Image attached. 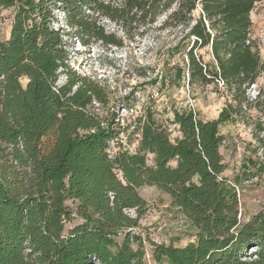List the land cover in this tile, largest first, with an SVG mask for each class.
Masks as SVG:
<instances>
[{
	"label": "trees",
	"instance_id": "1",
	"mask_svg": "<svg viewBox=\"0 0 264 264\" xmlns=\"http://www.w3.org/2000/svg\"><path fill=\"white\" fill-rule=\"evenodd\" d=\"M263 1L0 0V9L14 10L10 37L0 40V264H144V242L134 234L148 211L144 186L168 195L194 230L184 247L152 243L156 263L264 264V204L242 221L220 132L254 111V137L264 148V55L250 38L251 13ZM164 14V26L186 30L177 47L189 42L177 78L223 84L228 103L211 121L174 110L175 141L146 108L133 122L137 150L120 144L112 153L110 142L128 128L116 114L92 110L109 98L98 83L71 73L68 38L118 44L99 19L146 29ZM205 48L213 64L198 54ZM126 100L125 110L134 107ZM249 162L264 171V158Z\"/></svg>",
	"mask_w": 264,
	"mask_h": 264
},
{
	"label": "rangeland",
	"instance_id": "2",
	"mask_svg": "<svg viewBox=\"0 0 264 264\" xmlns=\"http://www.w3.org/2000/svg\"><path fill=\"white\" fill-rule=\"evenodd\" d=\"M167 16L162 15L146 29L128 30L107 19H99L98 24L118 44L91 42L85 46L72 36L68 38L71 73L89 78L105 89L108 105L96 104L92 110L103 117L109 118L113 113L117 115L121 125L128 128L124 132L127 140H124L123 147L130 152L137 150L139 135L134 130L135 117L128 115L124 109L126 98L132 101L139 112L150 107L155 110L157 120L169 129L173 141L180 136L178 127L172 123L174 110H192L201 120L211 121L218 118L229 100L222 84L192 86L189 85L187 73L183 74L181 81L177 78L176 68L186 64V57L181 54L189 42H185L181 48L177 47L186 30L164 26ZM13 19V9H0V40L9 39ZM251 20L250 38L264 55V1L256 5ZM61 27L70 34L74 32L63 22ZM198 54L205 62L214 63L209 48L198 51ZM161 78L167 82L164 88ZM156 79L159 83L152 85ZM66 81V75L60 73L58 86L64 85ZM262 85L264 79H260L259 86ZM257 90L258 87L252 86L249 97L254 99ZM256 115L254 111L247 112L245 119L227 123L220 128L224 137L221 154L227 167L225 177L237 189L244 222L259 213L264 204V171H260L258 164L254 166L249 162V159L256 161L264 158V148H259L254 137ZM120 144L117 142L112 147V153L116 152ZM149 158V164H152V156ZM139 192L147 201L148 211L134 234L143 239L146 249L144 264H159L152 258V243L184 247L193 239L194 230L172 205L168 195L150 186L140 188ZM130 215L135 216V212L131 211ZM78 222L75 220L68 228Z\"/></svg>",
	"mask_w": 264,
	"mask_h": 264
},
{
	"label": "built area",
	"instance_id": "3",
	"mask_svg": "<svg viewBox=\"0 0 264 264\" xmlns=\"http://www.w3.org/2000/svg\"><path fill=\"white\" fill-rule=\"evenodd\" d=\"M189 77V75H187ZM223 85V84H222ZM137 108L136 107H132L126 110V112L128 113V115L132 116V117H138L140 115L141 112H137ZM124 140H127V138L125 137V133H122L117 139L113 140L112 142H110V150L112 149V147H114V145L117 142H120L121 144L124 143Z\"/></svg>",
	"mask_w": 264,
	"mask_h": 264
}]
</instances>
